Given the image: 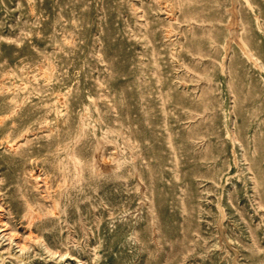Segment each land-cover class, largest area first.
<instances>
[{"label": "rangeland", "instance_id": "1", "mask_svg": "<svg viewBox=\"0 0 264 264\" xmlns=\"http://www.w3.org/2000/svg\"><path fill=\"white\" fill-rule=\"evenodd\" d=\"M0 264H264V0H0Z\"/></svg>", "mask_w": 264, "mask_h": 264}, {"label": "bare ground", "instance_id": "2", "mask_svg": "<svg viewBox=\"0 0 264 264\" xmlns=\"http://www.w3.org/2000/svg\"><path fill=\"white\" fill-rule=\"evenodd\" d=\"M232 19V18H231ZM231 22V21H230ZM228 45V44H227ZM241 46V45H240ZM229 49V48H228ZM254 62V61H253ZM255 64V63H254ZM44 180V179H43Z\"/></svg>", "mask_w": 264, "mask_h": 264}]
</instances>
